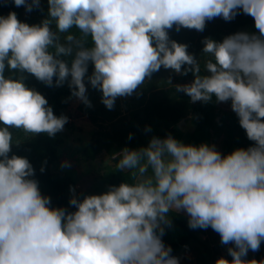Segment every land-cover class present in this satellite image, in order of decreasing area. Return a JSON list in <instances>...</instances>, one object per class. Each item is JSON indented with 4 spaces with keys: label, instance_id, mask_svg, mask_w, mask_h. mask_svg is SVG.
<instances>
[{
    "label": "clouds",
    "instance_id": "obj_1",
    "mask_svg": "<svg viewBox=\"0 0 264 264\" xmlns=\"http://www.w3.org/2000/svg\"><path fill=\"white\" fill-rule=\"evenodd\" d=\"M13 3L30 13L40 0ZM47 3L48 18L39 24L21 22L15 12L0 16V264H179L162 237L171 226L168 214L181 211L190 229L211 228L221 244L234 245L227 249L232 260L215 264H264L245 259L264 241V0ZM241 12L254 19L257 33L241 31L221 42L205 38L203 67L188 45L169 38L174 26L203 32L207 21L229 22ZM162 67L193 75L174 86L191 102L230 101L253 146L222 155L215 145L153 136L146 147H125L112 157H119L116 168L132 183L82 200L70 187L75 211L51 207L29 160L9 155L17 144L12 130L54 137L68 117L54 115L23 74L48 87L67 82L71 96L91 107L87 80L112 110L117 98L132 96ZM6 68L19 75L6 77Z\"/></svg>",
    "mask_w": 264,
    "mask_h": 264
},
{
    "label": "rangeland",
    "instance_id": "obj_2",
    "mask_svg": "<svg viewBox=\"0 0 264 264\" xmlns=\"http://www.w3.org/2000/svg\"><path fill=\"white\" fill-rule=\"evenodd\" d=\"M35 10L37 13L32 15L18 16L17 14L18 20L30 26L41 23L42 20L48 18L47 0H40V5ZM221 19L218 17L207 22L214 23ZM53 30H55L54 25ZM73 31L78 32L76 29ZM199 60L202 63L205 59ZM93 70L94 66L89 64L88 74ZM5 73L7 76L12 75L13 78L19 75L10 73L7 68ZM23 75L25 85L32 89L34 84L30 83H37V79L31 74L24 73ZM169 77L172 80L171 85L167 83ZM180 77L181 75L162 67L150 79H146L145 84L138 88L132 96L117 98L112 110L104 112L103 109L95 114L93 110L88 109L87 111L85 106L81 107L83 103L77 98L65 97L69 103L65 112L68 123L61 132L64 142L59 147L58 160L52 165V169L68 173L73 177L75 194L78 199L82 200L88 195H101L108 190L109 186H119L123 182L132 183L129 173H122L116 168L119 157L116 159L112 157L125 147L133 150L146 147L153 136L163 139L171 134L185 145H215L216 150L222 155L230 154L238 148L247 149L253 146L254 142L248 140L245 131L240 127L239 118L231 109V102L218 103L215 97L208 103H193L191 99L181 100L173 108L175 120L168 130L138 131L133 123V103L151 90L174 87L192 81L191 79L182 80ZM85 85L91 106L94 100L100 103L99 96L96 97V92L90 89L87 80H85ZM35 90L41 94L43 91L47 92L48 89ZM12 132L14 143L17 144L13 145L10 156L23 149L36 137L25 134L22 130L13 129ZM129 134H131V139H129ZM64 162H67V166L62 167ZM40 191L42 195L50 197V206L57 208L53 194L43 188H40ZM195 233L200 242L191 241L179 252V264H215L219 258L232 260L227 249L234 245L221 244L218 233L211 228L195 229ZM181 235L182 231L171 220V226L165 227L162 239L165 245L169 246ZM262 249L261 252L249 251L245 259L264 260V248Z\"/></svg>",
    "mask_w": 264,
    "mask_h": 264
},
{
    "label": "trees",
    "instance_id": "obj_3",
    "mask_svg": "<svg viewBox=\"0 0 264 264\" xmlns=\"http://www.w3.org/2000/svg\"><path fill=\"white\" fill-rule=\"evenodd\" d=\"M10 12H15L20 16L24 14L32 15L35 12L37 13V10L34 8L32 12L28 13L24 7H16L13 0H0V16L6 17ZM241 31L257 33L254 19L242 12L229 22L223 19L214 23L206 22L203 32H197L194 29L185 30V28H181L179 32H176L174 26L172 30H169V38L178 43L188 45V52L199 60L201 58L206 59V57H203L202 51L204 47L202 41L205 38H211L217 42H221L226 36ZM201 64L203 67V62ZM202 74H206L203 69ZM5 76L7 77L6 73ZM180 78L182 80L194 79L191 73L181 75ZM53 83L55 84V78ZM30 84H34L32 89H48L47 92H41L47 99L48 106L53 109V113L57 117L65 115L66 109L69 107V103L65 100V97L71 96V90L67 82L61 87H48L38 80L37 83L32 82ZM89 87L92 91L96 92V97L99 96L101 100L102 93L93 89L90 84ZM183 99L190 100L191 98L183 92L176 91L174 87H163L141 95L133 103L134 126L138 131H145L146 128L168 130L175 120L173 108ZM83 106H85L87 111L93 110L94 114L99 110L104 109V112L108 110L102 102L99 103L95 100L92 101L91 107H87L84 103L81 107ZM63 142L64 138L61 132L57 133L54 137H49L47 134H40L34 137L23 149L16 152L15 155L25 157L29 160L35 172L32 178L38 181L40 188L47 189L53 194L57 208H66L72 212L75 211V208L69 205V200L71 199L69 189L70 187L75 188V180L68 173L52 169V165L58 160L59 147ZM42 167L44 168L43 172H41ZM168 215L182 231L180 238L169 245L172 248L171 254L178 258L179 252L191 241H200L196 237L195 230L189 228V217L185 213L182 211L178 213L170 212ZM262 248H264V241L261 243L260 249L257 252H261L263 250Z\"/></svg>",
    "mask_w": 264,
    "mask_h": 264
}]
</instances>
